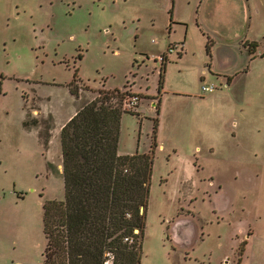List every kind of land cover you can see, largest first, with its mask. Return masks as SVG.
<instances>
[{"label":"rangeland","instance_id":"374dc122","mask_svg":"<svg viewBox=\"0 0 264 264\" xmlns=\"http://www.w3.org/2000/svg\"><path fill=\"white\" fill-rule=\"evenodd\" d=\"M244 1L242 26L229 1L218 19L205 0H0V264H43L62 126L103 88L141 97L119 141L153 157L140 264H264V0ZM223 44L238 48L230 82L211 76Z\"/></svg>","mask_w":264,"mask_h":264},{"label":"trees","instance_id":"16d2710c","mask_svg":"<svg viewBox=\"0 0 264 264\" xmlns=\"http://www.w3.org/2000/svg\"><path fill=\"white\" fill-rule=\"evenodd\" d=\"M247 44L254 57L258 42ZM166 59L164 54L159 94ZM69 88L80 96L73 84ZM130 93L100 89L62 126L65 195L44 206L43 264H140L153 157L119 152L122 117L137 113L124 107ZM156 108L160 112V103Z\"/></svg>","mask_w":264,"mask_h":264},{"label":"crops","instance_id":"0c3cea01","mask_svg":"<svg viewBox=\"0 0 264 264\" xmlns=\"http://www.w3.org/2000/svg\"><path fill=\"white\" fill-rule=\"evenodd\" d=\"M231 2L229 3L230 5L228 6H224L225 3L227 2ZM205 4L206 6L204 7V10L209 6L213 7V9L215 10V16H217L218 19L221 18L219 12H221V9L223 7H225L227 9V11H231L237 14V17H239V19L242 21V26L245 24L246 21V11H244V8H246V4L244 0H205ZM205 13L203 14V17H205ZM184 47V46H183ZM238 48L236 46H232V45H227V44H223L222 46L217 47V50L215 49V52L212 56L213 57V64H210V69L212 70V75L213 77L219 79L221 78H228L231 77V72L229 70H234L236 66V64L238 63V52H237ZM212 52V49H211ZM206 74L207 72H204V75L202 76V81L203 84L204 83H209L206 81ZM224 76V77H223ZM213 83V82H211ZM202 84V85H203ZM138 108H140V105L138 106ZM138 108L136 110H138ZM120 152V151H119ZM121 154H123L122 152H120ZM196 232V229H195ZM172 240H174V242L176 243V245H178L180 248L187 246V244H190V242L194 241L192 239L194 238H190L187 239L185 238V240L182 239H176L175 237H171Z\"/></svg>","mask_w":264,"mask_h":264},{"label":"built area","instance_id":"2783aa9c","mask_svg":"<svg viewBox=\"0 0 264 264\" xmlns=\"http://www.w3.org/2000/svg\"><path fill=\"white\" fill-rule=\"evenodd\" d=\"M175 46H170L169 51L175 50ZM166 55V54H165ZM161 62L164 60V55H162ZM217 85L215 83H204L202 85L203 92H213L217 89ZM141 97L138 93H130L126 96L124 100V107L129 110H135L140 105Z\"/></svg>","mask_w":264,"mask_h":264},{"label":"flooded vegetation","instance_id":"af4514ba","mask_svg":"<svg viewBox=\"0 0 264 264\" xmlns=\"http://www.w3.org/2000/svg\"><path fill=\"white\" fill-rule=\"evenodd\" d=\"M167 60V59H166ZM162 65V62H161ZM135 81V80H134ZM219 87V85H218ZM178 226H176L173 231L175 230L176 234L172 235L176 239H182L185 240L187 237H182L184 234L188 235L187 231L190 230L191 232L193 231V227L191 224H188V221L186 219H183L182 221H179ZM189 232V231H188ZM184 235V236H185Z\"/></svg>","mask_w":264,"mask_h":264},{"label":"water","instance_id":"95a60500","mask_svg":"<svg viewBox=\"0 0 264 264\" xmlns=\"http://www.w3.org/2000/svg\"><path fill=\"white\" fill-rule=\"evenodd\" d=\"M136 232H138V229H136Z\"/></svg>","mask_w":264,"mask_h":264}]
</instances>
